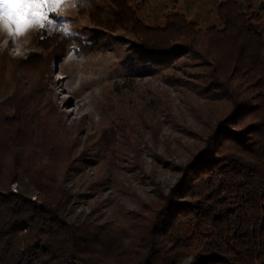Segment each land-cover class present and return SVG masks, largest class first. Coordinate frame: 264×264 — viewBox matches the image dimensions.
I'll return each instance as SVG.
<instances>
[{
  "label": "trees",
  "instance_id": "trees-1",
  "mask_svg": "<svg viewBox=\"0 0 264 264\" xmlns=\"http://www.w3.org/2000/svg\"><path fill=\"white\" fill-rule=\"evenodd\" d=\"M131 1L108 0L113 9L108 22L92 0L77 8L103 30L129 27L139 39L134 44L139 64L165 67L189 55L202 68L199 89L205 97L225 102V115L197 155L179 168L169 193L143 207L140 224L115 229L66 220L72 196L60 178L72 159L70 146L61 142L59 114L14 94L0 104V264H180L188 258V264H264L260 14L248 15L241 4L227 0L216 8L218 26L202 31L171 13L162 27H151L137 17ZM33 42L53 51L29 53L24 62L13 63L36 61L46 67L58 55L88 54L96 47L41 30ZM13 184L19 187L15 193Z\"/></svg>",
  "mask_w": 264,
  "mask_h": 264
},
{
  "label": "rangeland",
  "instance_id": "rangeland-1",
  "mask_svg": "<svg viewBox=\"0 0 264 264\" xmlns=\"http://www.w3.org/2000/svg\"><path fill=\"white\" fill-rule=\"evenodd\" d=\"M92 1L102 20L110 21L108 0ZM226 1L132 0L130 6L144 25L162 27L168 14L178 13L203 31L218 26L216 8ZM234 1L246 14H260L256 27L264 37V0ZM37 30L96 47L88 54L58 55L46 67L36 61L13 63L24 62L29 53L45 56L53 51L35 45ZM137 42L129 27L103 30L72 6L15 43L0 33V104L23 95L46 110L55 108L64 127L60 138L70 146L72 163L60 179L72 196L65 211L69 223L136 228L143 207L169 193L179 168L197 155L225 115L227 104L199 89L202 68L189 55L165 67L143 65L136 61ZM18 189L11 186L14 193ZM30 198L34 201L37 194Z\"/></svg>",
  "mask_w": 264,
  "mask_h": 264
},
{
  "label": "snow or ice",
  "instance_id": "snow-or-ice-1",
  "mask_svg": "<svg viewBox=\"0 0 264 264\" xmlns=\"http://www.w3.org/2000/svg\"><path fill=\"white\" fill-rule=\"evenodd\" d=\"M85 3L86 0H0V33L10 36L15 43L30 31L52 24L65 6Z\"/></svg>",
  "mask_w": 264,
  "mask_h": 264
}]
</instances>
